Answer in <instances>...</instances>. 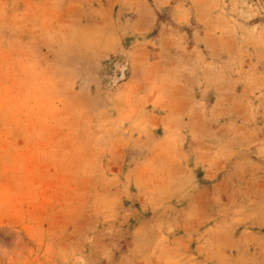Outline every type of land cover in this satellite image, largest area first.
I'll list each match as a JSON object with an SVG mask.
<instances>
[{
  "label": "rangeland",
  "instance_id": "obj_1",
  "mask_svg": "<svg viewBox=\"0 0 264 264\" xmlns=\"http://www.w3.org/2000/svg\"><path fill=\"white\" fill-rule=\"evenodd\" d=\"M0 264H264V0H0Z\"/></svg>",
  "mask_w": 264,
  "mask_h": 264
}]
</instances>
